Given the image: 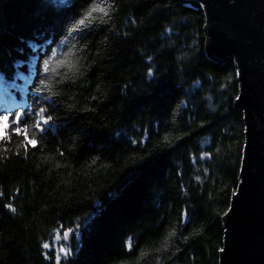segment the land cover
<instances>
[{
  "label": "trees",
  "instance_id": "16d2710c",
  "mask_svg": "<svg viewBox=\"0 0 264 264\" xmlns=\"http://www.w3.org/2000/svg\"><path fill=\"white\" fill-rule=\"evenodd\" d=\"M0 81V264H218L244 121L200 10L0 0Z\"/></svg>",
  "mask_w": 264,
  "mask_h": 264
},
{
  "label": "water",
  "instance_id": "95a60500",
  "mask_svg": "<svg viewBox=\"0 0 264 264\" xmlns=\"http://www.w3.org/2000/svg\"><path fill=\"white\" fill-rule=\"evenodd\" d=\"M174 1L202 12L207 56L232 61L239 85L244 146L218 264H264V0Z\"/></svg>",
  "mask_w": 264,
  "mask_h": 264
},
{
  "label": "snow or ice",
  "instance_id": "6c2138e0",
  "mask_svg": "<svg viewBox=\"0 0 264 264\" xmlns=\"http://www.w3.org/2000/svg\"><path fill=\"white\" fill-rule=\"evenodd\" d=\"M59 63H63V61H59ZM151 72V69L149 70ZM44 110L41 109V112H43ZM21 113H16V124H19V117L21 116ZM11 120H12V114H3L0 115V140H3L7 137L8 132L10 130V128H12V124H11ZM49 120H51V117H43L41 121H38L36 124V128L40 129V131H43L44 129L41 127V123L43 124H48ZM27 126H25L26 129ZM15 131V133H21L22 129L18 126L14 127L13 129ZM25 139H26V143H31L33 146H35L38 141L35 138L32 137H28L27 136V132L26 130L23 132ZM6 207H8L9 209L12 208L11 205H6ZM185 222L187 221V214H185L184 216ZM45 247L47 248L48 246L45 245Z\"/></svg>",
  "mask_w": 264,
  "mask_h": 264
},
{
  "label": "rangeland",
  "instance_id": "374dc122",
  "mask_svg": "<svg viewBox=\"0 0 264 264\" xmlns=\"http://www.w3.org/2000/svg\"><path fill=\"white\" fill-rule=\"evenodd\" d=\"M60 247V250L65 251V248L62 245H60Z\"/></svg>",
  "mask_w": 264,
  "mask_h": 264
}]
</instances>
